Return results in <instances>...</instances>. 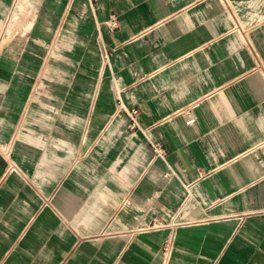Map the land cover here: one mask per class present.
<instances>
[{"label": "crops", "instance_id": "obj_1", "mask_svg": "<svg viewBox=\"0 0 264 264\" xmlns=\"http://www.w3.org/2000/svg\"><path fill=\"white\" fill-rule=\"evenodd\" d=\"M244 2L0 0V264H264Z\"/></svg>", "mask_w": 264, "mask_h": 264}, {"label": "built area", "instance_id": "obj_2", "mask_svg": "<svg viewBox=\"0 0 264 264\" xmlns=\"http://www.w3.org/2000/svg\"><path fill=\"white\" fill-rule=\"evenodd\" d=\"M106 25L109 28V30L114 31L118 26H119V19L117 18L116 15L111 14L110 17L107 19L106 21ZM120 105V103H118ZM136 113L135 109H132L130 111V126L133 127L136 125L135 119H134V115ZM194 117L193 116H189L188 119L186 120L187 123H193L194 122ZM151 144V148L154 152V154L157 157L160 158H164L165 154H166V149L163 146V144L159 141H153L150 143ZM172 172V171H171ZM167 175V173L165 174ZM173 246H172V236L169 235L167 236L164 241L163 244L161 246V255H162V259H163V263L162 264H166L168 259L171 256V252H172Z\"/></svg>", "mask_w": 264, "mask_h": 264}, {"label": "rangeland", "instance_id": "obj_3", "mask_svg": "<svg viewBox=\"0 0 264 264\" xmlns=\"http://www.w3.org/2000/svg\"><path fill=\"white\" fill-rule=\"evenodd\" d=\"M234 11L237 16H248L251 21L260 19L264 22V0H249L248 4L244 2L243 6L238 4L234 6Z\"/></svg>", "mask_w": 264, "mask_h": 264}, {"label": "bare ground", "instance_id": "obj_4", "mask_svg": "<svg viewBox=\"0 0 264 264\" xmlns=\"http://www.w3.org/2000/svg\"><path fill=\"white\" fill-rule=\"evenodd\" d=\"M254 13V12H253Z\"/></svg>", "mask_w": 264, "mask_h": 264}]
</instances>
